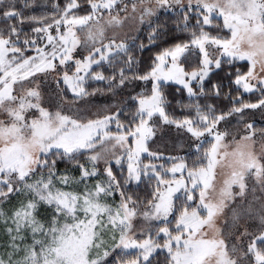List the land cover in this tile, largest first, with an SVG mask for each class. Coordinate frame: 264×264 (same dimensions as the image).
Instances as JSON below:
<instances>
[{"label": "snow or ice", "instance_id": "obj_1", "mask_svg": "<svg viewBox=\"0 0 264 264\" xmlns=\"http://www.w3.org/2000/svg\"><path fill=\"white\" fill-rule=\"evenodd\" d=\"M0 264H264V0H0Z\"/></svg>", "mask_w": 264, "mask_h": 264}, {"label": "trees", "instance_id": "obj_2", "mask_svg": "<svg viewBox=\"0 0 264 264\" xmlns=\"http://www.w3.org/2000/svg\"><path fill=\"white\" fill-rule=\"evenodd\" d=\"M41 2H47V0H41ZM160 259L162 260L163 259V257H160Z\"/></svg>", "mask_w": 264, "mask_h": 264}]
</instances>
